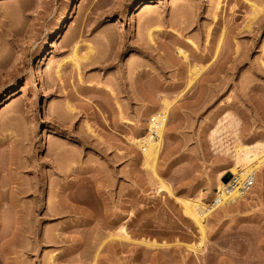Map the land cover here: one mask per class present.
Wrapping results in <instances>:
<instances>
[{
	"label": "rangeland",
	"instance_id": "rangeland-1",
	"mask_svg": "<svg viewBox=\"0 0 264 264\" xmlns=\"http://www.w3.org/2000/svg\"><path fill=\"white\" fill-rule=\"evenodd\" d=\"M70 1L0 0V264H264V166L210 208L204 240L183 205L211 203L236 139L211 138L226 112L264 142V0H80L38 56ZM165 97L158 194L130 138Z\"/></svg>",
	"mask_w": 264,
	"mask_h": 264
},
{
	"label": "bare ground",
	"instance_id": "bare-ground-1",
	"mask_svg": "<svg viewBox=\"0 0 264 264\" xmlns=\"http://www.w3.org/2000/svg\"><path fill=\"white\" fill-rule=\"evenodd\" d=\"M147 2H149V0H138L136 3L135 12L142 11L144 8V5ZM79 3H80V0H71L69 2L65 10V14L60 18V20L58 21L54 29L48 35L49 36L48 45L43 46L38 50V53H37L38 56L41 55L47 49H49L51 47L50 44H52V42L58 36L63 34L65 27L67 26L70 19L73 17L72 16L73 10L76 7H78ZM258 8L253 5L254 14H256L260 10V9L258 10ZM125 12L126 11H123V14H121V16L122 15L124 16ZM149 31H148L149 38L151 41H153V38H154L153 31H150V32ZM178 51L181 56L185 58L187 57L186 51H184V49H182L181 47H178ZM75 65L76 66L79 65V61L77 59L75 60ZM201 65H195L194 68L191 69L190 79L188 83L190 86L193 84V82H195V80L199 77L201 72L204 70V66H201ZM13 95H15V91L11 92V96ZM160 101H159L160 102L159 108L156 109L157 111L154 110L155 112H152L154 114L149 116L150 120L146 122V125H145L146 128L144 129V131L139 133L136 136L135 135L133 137L131 136L130 138L131 142L135 145L134 147L140 149L139 151L141 152V159H142L143 166L147 167L148 169L152 171L153 173L152 176L155 181L152 180V178L151 180L152 182L154 181L156 183L157 185L156 191L158 194H161L162 192L170 193V187L164 182L163 179H161L157 175L156 165H157V162L160 158V154L163 149V141H164L165 135L168 132L167 131L168 130V127H167L168 117H169L172 107L174 106V101L170 100L167 97L163 98ZM240 124H241V118L239 116H237L233 112H226L223 119L220 118L219 124L211 132V138L213 142L215 143V145H216V142H219V144H222L221 146L222 148H223L222 141L224 140H223L221 133L222 131L224 132L225 129H228V127L231 129L233 128L234 134L236 135L235 137L236 139L234 141V144L231 143L232 146L227 145L230 142L225 143L227 145L226 146L227 148L225 149V151L223 148V151L225 153L228 152L230 157L227 160L225 159L226 161L222 165L223 167L221 168L220 166L221 169L219 168L220 170L217 173V177H216L217 179H216L215 187H214L215 189L211 190L212 191L211 193L213 196H212L210 205H205L200 199L186 200L183 202L185 216L191 217L199 225L201 232L203 233L202 239L205 237L204 231L206 228L203 222L206 216L212 211L210 208L211 207L213 209L220 208V207L227 205L228 203H232L235 201L237 202L238 199L244 197V194L250 189L251 185L254 183V180L257 179L258 169L264 166V142L263 141L261 142L258 139L254 140L253 142L252 141L245 142L246 139L243 140L239 136V133H238V128ZM217 145H216V148H217ZM225 176L229 177V180L225 181L223 179ZM249 183L251 184L249 185ZM126 228L127 227H125V225H122L120 229L118 230L119 232H117V234L115 233L113 237H117L118 239H122V240H130L131 237L128 234V231ZM144 234L146 236L150 234L151 236V233H149L148 235L147 233H144ZM138 241H140L141 244H144L150 247L151 246H154V247L163 246L164 247V246H167V244H169V242L159 243L156 241V238L154 240L152 239L149 240L146 237H143L142 239H139ZM202 241L201 243L204 242Z\"/></svg>",
	"mask_w": 264,
	"mask_h": 264
},
{
	"label": "water",
	"instance_id": "water-1",
	"mask_svg": "<svg viewBox=\"0 0 264 264\" xmlns=\"http://www.w3.org/2000/svg\"><path fill=\"white\" fill-rule=\"evenodd\" d=\"M224 180H225V181H227V180H228V178H226V177H225V178H224Z\"/></svg>",
	"mask_w": 264,
	"mask_h": 264
},
{
	"label": "built area",
	"instance_id": "built-area-1",
	"mask_svg": "<svg viewBox=\"0 0 264 264\" xmlns=\"http://www.w3.org/2000/svg\"><path fill=\"white\" fill-rule=\"evenodd\" d=\"M251 183H249V185H250Z\"/></svg>",
	"mask_w": 264,
	"mask_h": 264
}]
</instances>
